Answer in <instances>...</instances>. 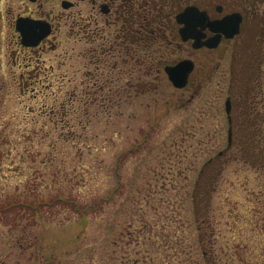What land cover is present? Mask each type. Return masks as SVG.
I'll use <instances>...</instances> for the list:
<instances>
[{
  "label": "rangeland",
  "instance_id": "374dc122",
  "mask_svg": "<svg viewBox=\"0 0 264 264\" xmlns=\"http://www.w3.org/2000/svg\"><path fill=\"white\" fill-rule=\"evenodd\" d=\"M71 1L0 0V264H264V172L228 149L226 112L231 96L242 118L257 82L264 115V64L249 65L264 24L247 28L240 62L229 49L218 67L222 49L189 47L204 79L190 101L165 72L147 78L117 52L95 53L91 2ZM52 11L63 15L56 47L21 48L17 18ZM100 28L97 43L112 41L117 27ZM155 79L147 95L128 85ZM208 166L204 182L219 175L196 199Z\"/></svg>",
  "mask_w": 264,
  "mask_h": 264
},
{
  "label": "flooded vegetation",
  "instance_id": "af4514ba",
  "mask_svg": "<svg viewBox=\"0 0 264 264\" xmlns=\"http://www.w3.org/2000/svg\"><path fill=\"white\" fill-rule=\"evenodd\" d=\"M25 1V0H24ZM41 0H38L39 2ZM67 1L72 4L69 8H64L62 6L63 2ZM86 1V0H80ZM91 2V9L86 15V23L88 26L87 31L92 34V45H96L93 51L100 50L102 54L115 55V52L119 54L122 59V63L126 65L127 63H133L134 69H138L141 74L147 78L156 77L159 78L167 66H172L179 63L185 59H191V54L188 49L192 48L193 51L206 50L209 53L217 52L222 49V53L219 54V65L222 64L229 49L232 50L233 62L236 59L240 62V56L243 51L245 44L246 30L249 26H256L264 24V10L261 9V5L264 4V0H231L224 4L214 5L210 0H181V3L175 9L173 5L167 7L166 11L159 13L157 4L152 2L144 5L142 0H89ZM206 2L205 4H199V2ZM36 2V3H37ZM80 3V2H79ZM39 6H42L39 4ZM78 6L77 1L71 0H61V7L64 10H72ZM189 6H196L201 11L207 13L210 20H221L226 16L233 14L239 15L241 17L240 32L236 34L233 38L222 37L221 43L217 48H207L203 47L201 49L193 48V40L182 41L180 35V25L177 22V15L185 10ZM59 14V13H58ZM63 15H55L54 11L50 14L39 13V16L24 15L22 17H30L36 20L44 21L50 24L51 32L44 38L38 46L36 47H25L22 45V39L20 33L16 30L17 44L20 45L24 50H31L33 53L41 52L46 47L55 45V33L58 29V25L55 20ZM81 16H83L81 14ZM20 17V16H19ZM17 21V20H16ZM59 24V23H58ZM103 24L106 28L116 26L115 36L112 41L105 40L108 44H98L97 36H101L99 33L101 31L100 25ZM256 30V29H255ZM206 34L204 41L210 39L214 36L209 29L204 31ZM104 39V37H102ZM159 39V40H158ZM260 41L257 46L264 41V33L259 37ZM240 48V49H239ZM160 50V51H158ZM184 51L189 52L188 58L178 59L177 61L167 60L170 56L183 53ZM144 53V54H143ZM162 53V54H160ZM114 54V55H113ZM256 54H259L257 50ZM125 56V57H124ZM95 55H93V62L95 61ZM99 59V57H98ZM98 61V60H97ZM194 62V60H192ZM233 63V67L235 64ZM195 67L193 72L190 74L188 84L183 89L177 90H191L192 98L190 101L201 93L203 90L204 79H195L193 74L196 69V62H194ZM264 62L261 57L253 58L252 62L249 63L251 67L255 66L259 69L263 66ZM117 66V63L113 64V68ZM125 72V69H123ZM166 73V72H165ZM22 84L25 86L32 85L34 81L26 79L24 75H21ZM159 80H152L150 82H145L140 80L139 82L128 85L134 88L135 96H142L150 94L157 90ZM175 88V87H174ZM232 91V90H231ZM231 99V96H230ZM218 159L210 161V163L216 162Z\"/></svg>",
  "mask_w": 264,
  "mask_h": 264
},
{
  "label": "water",
  "instance_id": "95a60500",
  "mask_svg": "<svg viewBox=\"0 0 264 264\" xmlns=\"http://www.w3.org/2000/svg\"><path fill=\"white\" fill-rule=\"evenodd\" d=\"M29 1L37 2L38 0ZM62 6L64 8H69L72 4L64 1ZM176 19L177 22L182 25L180 28L182 41L186 42L193 40L194 49H201L203 47L210 49L217 48L221 43L222 37L233 38L240 32L241 17L236 14L226 16L221 20H210L206 12L201 11L196 6H189L178 14ZM206 29L214 33V36L204 41L206 36L204 31ZM16 30L20 33L23 46L36 47L50 34L51 27L50 24L41 20L30 17H19L16 22ZM194 67L195 64L192 60L185 59L175 65L167 66L165 72L174 87L183 89L187 86ZM226 112L228 114L229 123L231 124L230 98L226 101ZM231 136L232 131L230 129L229 143H231ZM220 154H222V152Z\"/></svg>",
  "mask_w": 264,
  "mask_h": 264
},
{
  "label": "trees",
  "instance_id": "16d2710c",
  "mask_svg": "<svg viewBox=\"0 0 264 264\" xmlns=\"http://www.w3.org/2000/svg\"><path fill=\"white\" fill-rule=\"evenodd\" d=\"M152 2L157 4L159 13H162L163 11H166L167 7H170V5H173L176 9L179 3H181V0H142L144 5L148 3L151 4ZM257 50H259L258 57H261L264 62V41L260 44V46H257L256 51ZM253 67L256 68V70L259 69L255 66ZM255 79L258 81L257 75L254 77V80ZM259 90L260 85L256 82L246 86L242 92L244 98H246V108L242 114V118L240 117L239 119L238 117V120L233 118V140L231 148H236L238 156L245 163H249L255 168H258V170L264 172V115L258 110ZM220 159L221 157L219 160ZM208 168L209 166L205 168V171L201 174L199 183H197L196 188L198 189H196L195 192L196 199L198 198L200 189L203 186L204 188L208 186L206 189L209 192L212 190L211 187L215 183L214 180L219 175V173H216L212 176V181L210 180L209 182H204L205 180L202 179L208 173ZM206 184L207 186H205Z\"/></svg>",
  "mask_w": 264,
  "mask_h": 264
}]
</instances>
